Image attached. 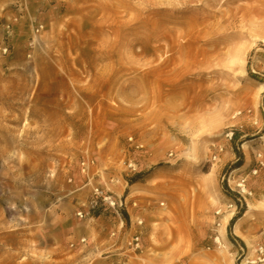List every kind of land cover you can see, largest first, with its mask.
<instances>
[{
	"label": "rangeland",
	"instance_id": "obj_1",
	"mask_svg": "<svg viewBox=\"0 0 264 264\" xmlns=\"http://www.w3.org/2000/svg\"><path fill=\"white\" fill-rule=\"evenodd\" d=\"M32 7L0 62V264H264V0Z\"/></svg>",
	"mask_w": 264,
	"mask_h": 264
},
{
	"label": "crops",
	"instance_id": "obj_2",
	"mask_svg": "<svg viewBox=\"0 0 264 264\" xmlns=\"http://www.w3.org/2000/svg\"><path fill=\"white\" fill-rule=\"evenodd\" d=\"M32 9V0H0V62L7 58L3 47L7 44L15 52L22 32L31 27Z\"/></svg>",
	"mask_w": 264,
	"mask_h": 264
},
{
	"label": "built area",
	"instance_id": "obj_3",
	"mask_svg": "<svg viewBox=\"0 0 264 264\" xmlns=\"http://www.w3.org/2000/svg\"><path fill=\"white\" fill-rule=\"evenodd\" d=\"M11 49L10 46H8L7 44L3 47L2 49V53L3 54H8L10 55ZM95 160L94 158H90V157H84L81 161V170L85 175H90V168L92 165H94ZM129 167L132 168V170H136V166L134 165V163H129ZM69 180H72V178H70ZM113 196L112 195H107L104 194V190L99 187V186H95L94 187V197L93 199L90 201V207L91 209H96L101 207L102 205H107L108 203L111 205H115V201L112 199ZM123 209L127 210L129 213H131L130 207H135L138 205L137 201H133V203L131 204V206L128 205L127 200L120 201L119 204ZM78 214L83 217L85 214L83 211H79ZM87 214V213H86ZM143 220H138V224H142ZM115 234V232H114ZM127 244L128 246L133 249H139L141 247V236L140 234H134L132 236H130L127 239Z\"/></svg>",
	"mask_w": 264,
	"mask_h": 264
},
{
	"label": "bare ground",
	"instance_id": "obj_4",
	"mask_svg": "<svg viewBox=\"0 0 264 264\" xmlns=\"http://www.w3.org/2000/svg\"><path fill=\"white\" fill-rule=\"evenodd\" d=\"M253 205L250 203L249 204V208L243 213V216H240L239 218H237V222L235 223L234 225V229H233V232L236 234V235H242V231H241V219L247 215L249 213V209H253ZM233 216V211L229 212L226 216H225V220H224V223L221 224L220 226V232L223 236V238H226V224L229 222V220L231 219V217ZM249 242V241H248ZM250 243V242H249ZM251 262H255V261H251V260H248L245 259L242 264H249Z\"/></svg>",
	"mask_w": 264,
	"mask_h": 264
},
{
	"label": "trees",
	"instance_id": "obj_5",
	"mask_svg": "<svg viewBox=\"0 0 264 264\" xmlns=\"http://www.w3.org/2000/svg\"><path fill=\"white\" fill-rule=\"evenodd\" d=\"M239 165V164H238ZM135 181V180H134ZM133 181V182H134ZM240 217V214L239 215H235L234 217H233V219L231 220V224H233V222L237 219V218H239ZM230 228H231V226H230Z\"/></svg>",
	"mask_w": 264,
	"mask_h": 264
}]
</instances>
